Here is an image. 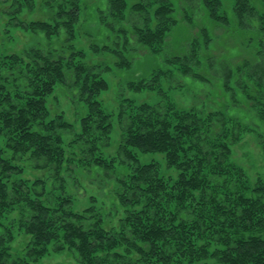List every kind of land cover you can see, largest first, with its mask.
Returning <instances> with one entry per match:
<instances>
[{
    "label": "trees",
    "instance_id": "obj_1",
    "mask_svg": "<svg viewBox=\"0 0 264 264\" xmlns=\"http://www.w3.org/2000/svg\"><path fill=\"white\" fill-rule=\"evenodd\" d=\"M38 1L49 16L21 17L24 9L32 14ZM186 3L176 16L170 0H11L8 15L18 21L15 25L48 39L65 38L60 46L48 40L21 54H0V264H29L51 242L55 250L67 246L81 264H206L209 258L218 264H264V177L249 182L229 160L231 148L247 132L264 152V0H232L230 14L222 0ZM88 5L98 13L97 24L119 25L116 37L124 50L134 45L142 53H163L145 76L126 82L135 92L156 90L160 101L132 105L121 96V141L110 159L99 150V142L109 141L112 122L98 100L108 83L73 40L83 29L92 37L94 52L117 54L119 68L130 67L132 60L87 30L82 15ZM200 16L212 22L210 28L197 21ZM178 23L188 25L191 35L175 48L169 37ZM239 32L248 40L247 52L229 54L226 47L237 45ZM59 83L76 90L74 96L87 110L70 148L63 131L73 123L62 115L48 117L46 99ZM175 85L214 109L174 106L164 86ZM234 106L238 111L229 114L227 108ZM76 149L82 152L77 160L87 155L108 178L116 160L125 167L110 182L124 208L118 226H104L103 215L93 207L75 213L70 195L50 199L46 193L47 179L62 184L63 164L76 159L68 150L73 155ZM136 150L162 154L167 168L178 171L176 177L161 175L156 161L140 163ZM27 153L30 166L49 168V176L31 183L21 178ZM9 210H19L18 221L32 236L17 255L11 253L12 233L1 219Z\"/></svg>",
    "mask_w": 264,
    "mask_h": 264
},
{
    "label": "rangeland",
    "instance_id": "obj_2",
    "mask_svg": "<svg viewBox=\"0 0 264 264\" xmlns=\"http://www.w3.org/2000/svg\"><path fill=\"white\" fill-rule=\"evenodd\" d=\"M170 1L176 9V16H179L181 6L188 5L186 3L187 0ZM256 1L259 2V0ZM10 2L11 0H0V54H21L31 45L47 43L48 40L56 46H60V44L62 45L64 43L63 40L65 36L63 34L61 35V38L54 36L51 39H48L44 35H37L30 30H24L21 26L15 25L18 21L15 20L12 22L13 17L8 15ZM222 2L224 3L222 7L230 14L233 6L232 0H222ZM194 11L198 14L196 9ZM30 12L32 14H26L27 10L24 9L20 15L21 17L26 16L27 18H30V15L33 18L49 16V10L45 6H41L40 1L35 4L33 11ZM97 14L93 12V8L90 7V5H88L87 9L83 11L82 19L84 16L87 19V30L91 29L95 32L99 41H105L114 50L123 51L124 55L132 60V65L130 67L119 68L117 62L120 59L117 54L113 51L94 52L90 47L92 37L85 35L82 31L83 29L77 31V35L73 40L75 47L78 50L84 51V60L90 64L97 65L99 66V69H102V75L108 83V89L102 91L98 95V100L101 102V106L105 113L112 114L109 141L107 143L98 141L100 143L98 144L101 146L99 150L102 152V155L110 159L117 155V147L121 141L120 120L118 119L121 96L122 99L128 98L132 105L142 101H147L151 104L160 101L159 93L156 90H141L135 92L127 89L125 84L127 81L145 76L152 67L159 64L162 60L161 58H163V53H160L159 56L142 53L140 50H137L134 45H131L127 50H124L116 37V30L119 29V25H116L114 28H109L102 24L99 25L96 22ZM197 21L209 28L212 24V22L207 17L204 18V16H200ZM243 32H239L237 35V45L235 44L226 47L229 54L238 53L244 45L248 43L247 38H244L245 35ZM170 35L169 43L177 48L180 47L191 35V29L184 23H178ZM115 42L118 43V45L114 44ZM222 42L226 45V40L224 38L222 39ZM239 42H243L242 45ZM216 47L219 48L218 45ZM257 47H259L258 42L253 49ZM244 51L246 50L244 49ZM175 86L173 88L171 87L169 90L166 89L167 86H164L167 97L174 106L179 108H204L205 112L214 109V106L209 102H205L203 103L204 105H201V101L193 94V91H190L185 87ZM193 86L197 87L199 85L194 84ZM75 93L76 90H70L64 84L59 83L55 86L53 93L46 99L47 108L49 110L48 117L50 119L55 118L57 115H62L64 120L73 123V128L65 129L63 131L64 144H67L69 148L72 146L71 141L74 134L77 131H80L78 119L82 115H85L87 111L86 106L74 96ZM216 93H218V91H216ZM238 109V106L227 108L228 113L232 115H235ZM0 143L2 144L3 141H0ZM231 149L232 151L229 155V160L234 165L240 167L239 169H242L244 177L247 178L249 182H254L258 176L264 177V152L253 134L248 132L244 133L240 141ZM136 151L140 163L152 160L156 161L161 175L171 179L176 177L178 171L174 168H167L166 159L162 154L141 153L138 150ZM68 152H70L68 154L71 159L73 157H76V159L72 161L74 163L70 166H67V163L71 162L70 159L67 163L65 162V164H63L60 171V179H63L62 184L61 180H58L57 178L47 179L45 183L46 193H51L52 195V197L49 198L52 199L53 196L57 198L59 196L70 195L74 200L72 209L75 213L82 212L88 207H93L95 211L103 215L102 222L104 226H118L119 219H121V216L124 214V208L117 200L118 198L115 195V192L112 191V185L110 182L113 180L114 175H119L122 172H125V167L119 164V161L116 160L113 164V168H108V174L112 172L113 177L108 178L103 175V170L98 163L90 160V158H86L88 157L87 155H85V157L82 156L83 160H77L82 154L78 149H76V151L73 150V155L72 150H68ZM29 157L30 153H27L21 160L20 165L23 166L22 173L20 174L21 178L29 180V183H31L39 177L46 178V176H49V168L30 166L33 164L28 160ZM17 177H19L18 174L12 176V178ZM54 187L57 189H54ZM114 205H117V209L116 212H113L115 214L111 215ZM19 215V210H9L5 213L4 217L1 218L4 225L10 228L12 233L13 239L10 242V247L13 255L23 252L32 239V236L26 233V230L20 225V222L18 221ZM54 244L55 242H51L47 247V252L43 256H40L38 260L30 261L29 264H81L76 260L74 252L68 249L67 246H64L66 248L61 250H55L56 246ZM204 262L206 264H218L211 258Z\"/></svg>",
    "mask_w": 264,
    "mask_h": 264
}]
</instances>
